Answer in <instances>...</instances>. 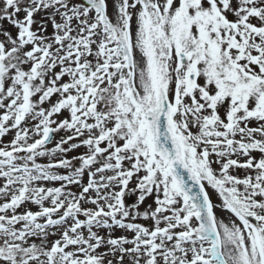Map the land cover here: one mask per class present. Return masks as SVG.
Instances as JSON below:
<instances>
[{
    "label": "snow or ice",
    "instance_id": "obj_1",
    "mask_svg": "<svg viewBox=\"0 0 264 264\" xmlns=\"http://www.w3.org/2000/svg\"><path fill=\"white\" fill-rule=\"evenodd\" d=\"M0 264H264V0H0Z\"/></svg>",
    "mask_w": 264,
    "mask_h": 264
}]
</instances>
